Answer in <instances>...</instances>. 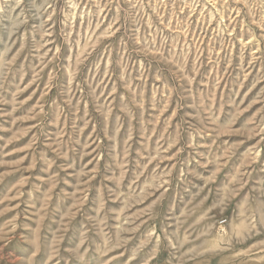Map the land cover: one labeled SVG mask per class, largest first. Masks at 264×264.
<instances>
[{"label": "rangeland", "instance_id": "374dc122", "mask_svg": "<svg viewBox=\"0 0 264 264\" xmlns=\"http://www.w3.org/2000/svg\"><path fill=\"white\" fill-rule=\"evenodd\" d=\"M0 264H264V0H0Z\"/></svg>", "mask_w": 264, "mask_h": 264}]
</instances>
